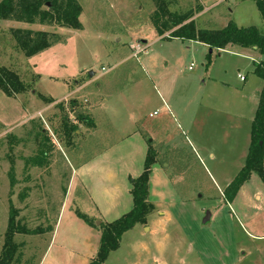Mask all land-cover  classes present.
I'll list each match as a JSON object with an SVG mask.
<instances>
[{
  "label": "rangeland",
  "instance_id": "rangeland-1",
  "mask_svg": "<svg viewBox=\"0 0 264 264\" xmlns=\"http://www.w3.org/2000/svg\"><path fill=\"white\" fill-rule=\"evenodd\" d=\"M77 2L79 29L0 20V65L28 86L13 97L0 91V253L13 209L28 230L40 229L13 235L19 264H58L70 246L59 228L47 250L49 228L71 168L138 129L155 153L151 196L161 207L152 213L161 222L155 226L150 213L147 225L125 231L104 264H264V179L256 171L245 178L244 170L263 85L253 69L264 52L238 45L209 51L159 35L154 0ZM165 2L174 14L192 9L197 28L234 23L264 34L254 0ZM16 28L50 32L51 45L26 57L11 34ZM63 80L91 81L72 94ZM83 107L92 109L95 129L93 120L75 119L72 110L85 115ZM65 123L77 125L69 143ZM33 157L43 164L32 165ZM70 200L76 214L88 211L80 192ZM166 210L167 220L160 215Z\"/></svg>",
  "mask_w": 264,
  "mask_h": 264
},
{
  "label": "trees",
  "instance_id": "trees-1",
  "mask_svg": "<svg viewBox=\"0 0 264 264\" xmlns=\"http://www.w3.org/2000/svg\"><path fill=\"white\" fill-rule=\"evenodd\" d=\"M158 7L153 14L152 21L156 26L159 35L168 32L169 38H179L197 41L207 45L211 49H224L229 45L241 47H253L259 52H264V34L257 27L237 26L228 23L216 30L197 28L194 23L193 10L174 14L167 9L165 0H154ZM167 1V0H166ZM49 2V5L46 3ZM256 7L264 20V0H254ZM200 8V7H199ZM81 6L77 0H0V20L14 19L26 23L56 24L60 27L79 29L81 23L79 16ZM19 50L26 57H30L51 45L53 34L44 30L32 31L31 29H11ZM208 63L210 55L207 56ZM253 72L263 79V85L259 92L258 104L254 112L251 127V149L248 160L244 165L245 178L251 171H256L264 179L262 160L264 152V61L255 64ZM27 85L20 79L17 72L0 65V91L6 96L13 97L27 89ZM71 100V104H76ZM75 112L74 109L72 110ZM76 120L84 123H91V119L83 114H78ZM77 130V125L65 123L63 132L67 143L70 142L72 134ZM43 154L44 152H41ZM45 154V153H44ZM41 157H33L32 165H42ZM155 153L148 147L142 172L134 178H130V194L132 196V208L120 217L110 221L101 222L100 241L97 253L90 259L89 264H103L110 252L119 246L122 234L132 228L135 224H146L147 216L154 211V204L148 199V181L152 165L155 163ZM35 161V162H34ZM247 173V174H246ZM15 210H11L8 218L4 243L0 253V264H19L16 257L18 244L13 241L15 233H39L40 229L28 230L14 218ZM86 222L89 218L77 212Z\"/></svg>",
  "mask_w": 264,
  "mask_h": 264
},
{
  "label": "crops",
  "instance_id": "crops-1",
  "mask_svg": "<svg viewBox=\"0 0 264 264\" xmlns=\"http://www.w3.org/2000/svg\"><path fill=\"white\" fill-rule=\"evenodd\" d=\"M205 46L208 47L207 45ZM90 81L63 80L68 86H71L72 94L84 89ZM69 82L73 83L69 84ZM71 100L78 101L77 99ZM83 108L88 109L85 115L90 118L92 109L89 107ZM74 114L77 113L74 112ZM90 119L93 120L92 118ZM93 125L95 129L94 120ZM148 135L151 137L149 133ZM147 141L149 142V140ZM147 141L142 132L138 129H131L125 135L120 136L99 151L79 161L71 168L63 199L60 203V211L53 225L54 228L52 226L49 228L53 232L49 238L50 244H48L47 250L54 243V234L56 231L58 232L59 228L62 229L60 240L65 241V244L70 246V248H64L63 253H58V264H89L90 259L97 253L99 246L100 228L98 225L101 222H110L132 208L130 178L137 176L140 170L142 172L141 166L150 146ZM154 169L153 164L148 181V199L158 209L161 207L160 203L157 202L159 200L158 197L152 198L151 196ZM76 191L83 194V198L89 203L88 211L85 208L82 214L88 216L91 222H86L75 213L76 209L74 210L73 202L70 199L71 195ZM166 212L167 210L165 213H160V215H166L165 219L167 220L169 216ZM153 215L154 213L151 214L152 217ZM160 222L161 217L156 218L154 216L152 218V223L155 226ZM140 225L144 226L147 224ZM134 227L135 225L132 228ZM146 230H150V227L146 228ZM141 248L146 250L144 243H142ZM113 252L115 250L109 256ZM56 258L57 255L55 254L53 257L55 262Z\"/></svg>",
  "mask_w": 264,
  "mask_h": 264
},
{
  "label": "water",
  "instance_id": "water-1",
  "mask_svg": "<svg viewBox=\"0 0 264 264\" xmlns=\"http://www.w3.org/2000/svg\"><path fill=\"white\" fill-rule=\"evenodd\" d=\"M46 4L49 5V2H47ZM209 51H212V49L210 48ZM74 115H76V114H74ZM207 214H208V212H207Z\"/></svg>",
  "mask_w": 264,
  "mask_h": 264
},
{
  "label": "built area",
  "instance_id": "built-area-1",
  "mask_svg": "<svg viewBox=\"0 0 264 264\" xmlns=\"http://www.w3.org/2000/svg\"><path fill=\"white\" fill-rule=\"evenodd\" d=\"M137 46H138V45H137ZM137 46H134V48L137 47ZM140 50H142V49H140ZM241 79H243V77H241Z\"/></svg>",
  "mask_w": 264,
  "mask_h": 264
}]
</instances>
